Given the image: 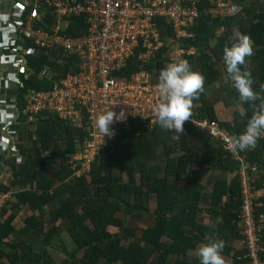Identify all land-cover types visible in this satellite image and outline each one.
I'll use <instances>...</instances> for the list:
<instances>
[{
    "label": "trees",
    "instance_id": "obj_1",
    "mask_svg": "<svg viewBox=\"0 0 264 264\" xmlns=\"http://www.w3.org/2000/svg\"><path fill=\"white\" fill-rule=\"evenodd\" d=\"M235 2L242 6L238 15L211 17L206 12L211 1L202 0L192 35L181 40V47L190 49L196 42L208 41L213 23L224 24L223 32L199 53H185L204 77V91L193 98L190 114L197 110L200 117L218 120L234 136L244 130L254 105L260 103L239 102L223 62L224 47L240 34H246L253 47V54L246 57L253 87L261 91L264 85V0ZM51 10L44 24L47 29H53L55 20L56 9ZM68 20L67 35L80 36L88 30L86 14ZM159 22L165 44L157 56L143 61L137 51L120 75L130 78L144 69L158 82L161 69L171 62L169 51L176 37L170 23L164 18ZM63 53L44 50L29 56L30 75L21 76L22 108L30 88L50 90L78 68L79 56ZM47 64L53 70L48 77L41 73ZM219 101L231 106L230 118L219 116L215 107ZM31 123L35 128L26 125L18 140L22 162L15 155L9 157L13 175L7 182L11 185L0 186V192L14 189L11 207H5L0 216V264H200L191 252L210 240L223 242L225 264H251L238 229L240 160L206 130L186 120L175 139L174 130L162 129L157 122H125L91 169L77 175L69 159L77 151L76 140L87 132L54 113L38 115ZM241 154L252 164L256 157L264 161V138ZM255 173L260 187L264 171L259 167V177ZM256 205L259 219L264 214V197ZM23 208L28 213L18 227L15 221ZM143 216L153 222L143 229L129 223ZM206 217L210 222H205ZM262 235L264 244V229ZM57 251L64 257L58 258ZM261 256L264 259V251Z\"/></svg>",
    "mask_w": 264,
    "mask_h": 264
},
{
    "label": "built area",
    "instance_id": "obj_2",
    "mask_svg": "<svg viewBox=\"0 0 264 264\" xmlns=\"http://www.w3.org/2000/svg\"><path fill=\"white\" fill-rule=\"evenodd\" d=\"M56 7L57 16L64 21L72 15L86 14L88 30L80 36L64 33L63 24L47 29L37 26L32 16L19 25L20 34L35 44L36 48L48 51L63 50V55L76 54L79 60L75 71L69 72L56 82L50 90L29 89L25 94L24 113L34 120L38 115L57 114L66 122L82 127L87 134L77 139V151L69 161L75 173L80 175L91 169L96 158L103 154L108 143L115 136L118 127L131 120L157 122L153 106L161 101L158 82L148 70H140L133 77L120 75L131 57L139 51V58L148 61L157 56L165 44L160 30L161 18L173 27L176 34L172 49L169 51L171 62L186 59L185 53L191 49L181 47L179 40L192 35L190 29L200 16L202 0H43ZM206 12L211 17L238 15L242 6L235 0H210ZM63 21V22H64ZM173 38L170 40L172 41ZM176 40V42H175ZM188 61V60H187ZM27 71V69H26ZM52 67L46 65L44 76L52 74ZM29 76V73H27ZM113 108L117 113L125 109L127 118L114 121L110 126L114 130L111 137H104L95 127L96 116ZM28 120L31 128H35ZM189 121L206 130L214 139L220 141L226 149L240 160L241 212L238 229L242 234V244L251 264H264L261 252L264 251L262 234L264 214L257 218L256 201L264 197V184L257 187L259 166L247 161L246 155L232 147L234 136L218 120L207 116H198L193 110ZM264 138V137H262ZM23 160L17 155V162ZM8 185H11L10 183ZM13 188L0 192V214L3 208L10 206Z\"/></svg>",
    "mask_w": 264,
    "mask_h": 264
},
{
    "label": "clouds",
    "instance_id": "obj_3",
    "mask_svg": "<svg viewBox=\"0 0 264 264\" xmlns=\"http://www.w3.org/2000/svg\"><path fill=\"white\" fill-rule=\"evenodd\" d=\"M253 54L250 38L240 34L235 42L223 49V62L229 74L231 87L238 93V100L242 103L255 102L253 115L248 119L244 130L232 137V147L244 151L255 147L258 140L264 137V85L261 91L254 89V80L247 68L246 57ZM159 94L161 101L153 106V113L162 129L174 130L179 139L183 132L184 122L189 120L190 107L194 97L204 91V77L195 71L186 59H177L161 69L158 76ZM243 115V113H242ZM127 118L125 109L117 113L113 108L99 113L94 121L95 127L105 137H111L114 130L110 127L114 121ZM223 242L210 240L197 250L200 264H225L222 256Z\"/></svg>",
    "mask_w": 264,
    "mask_h": 264
},
{
    "label": "crops",
    "instance_id": "obj_4",
    "mask_svg": "<svg viewBox=\"0 0 264 264\" xmlns=\"http://www.w3.org/2000/svg\"><path fill=\"white\" fill-rule=\"evenodd\" d=\"M52 7L43 0H0V186L9 181L13 175L9 157L20 154L18 140L29 120V115L24 113V108L21 107L20 90L23 84L21 76L23 73L24 77L28 78L27 73L29 72L26 69H28L29 56L44 51L36 48L33 42L23 37L18 28L27 16H33L35 24L44 27ZM63 21L64 18L59 19L56 11L52 28L63 24L66 29L69 20L66 18ZM213 26V35L207 39L208 41L196 42L194 46H191L192 53H195L196 49L198 51L196 53H199L207 43L213 42L214 35H219L225 29L224 24L215 25L213 23ZM238 32L236 30L235 34ZM181 40L182 38L179 40L180 44ZM215 107L221 118H230L233 114L229 109L231 106L223 101L217 102ZM254 159L261 171H264L263 159L260 161L257 157ZM19 216L21 218L20 213ZM20 218L16 220L19 221ZM212 232L216 233V228Z\"/></svg>",
    "mask_w": 264,
    "mask_h": 264
},
{
    "label": "rangeland",
    "instance_id": "obj_5",
    "mask_svg": "<svg viewBox=\"0 0 264 264\" xmlns=\"http://www.w3.org/2000/svg\"><path fill=\"white\" fill-rule=\"evenodd\" d=\"M196 52H198L197 51V49L195 50ZM57 160V159H56ZM86 173V172H85ZM83 174V173H82ZM81 175V174H80ZM5 179H8L9 180V178H5ZM2 181H4V180H2ZM10 181V180H9ZM155 208V203L154 202H152V204H151V209H154ZM28 213V210L26 209V208H23L22 209V211H21V218H22V216L24 217L26 214ZM119 215H121L122 216V213H119ZM20 218V220L18 221V220H16L15 221V223H17L18 225H21V223H22V219ZM18 219V218H17ZM153 222V220L149 217V216H143V217H140V218H137V217H133V218H131L130 220H129V223H131V224H134V226L136 225L137 226V228H139V229H143V228H145L147 225H149V224H151ZM205 222H210V219H209V217H206V219H205ZM213 230H215V228L213 229ZM214 232H212V236H214ZM56 255H58L57 257L58 258H60V257H64V255H63V252H61V251H57V254ZM191 257H197V260L198 261H200L199 260V258H198V255H197V252L196 253H192L191 252ZM190 257V258H191Z\"/></svg>",
    "mask_w": 264,
    "mask_h": 264
},
{
    "label": "water",
    "instance_id": "obj_6",
    "mask_svg": "<svg viewBox=\"0 0 264 264\" xmlns=\"http://www.w3.org/2000/svg\"><path fill=\"white\" fill-rule=\"evenodd\" d=\"M175 42H176V40H175ZM175 45V44H174ZM175 47H177V45H175Z\"/></svg>",
    "mask_w": 264,
    "mask_h": 264
}]
</instances>
